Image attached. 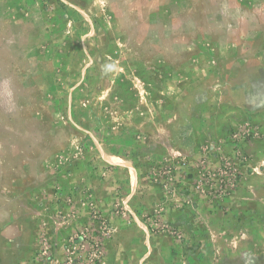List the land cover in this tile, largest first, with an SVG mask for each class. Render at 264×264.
Segmentation results:
<instances>
[{"label":"rangeland","instance_id":"rangeland-1","mask_svg":"<svg viewBox=\"0 0 264 264\" xmlns=\"http://www.w3.org/2000/svg\"><path fill=\"white\" fill-rule=\"evenodd\" d=\"M0 264H264V0H0Z\"/></svg>","mask_w":264,"mask_h":264}]
</instances>
